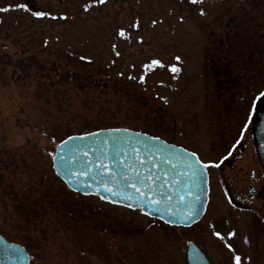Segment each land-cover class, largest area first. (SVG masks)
<instances>
[{
  "label": "rangeland",
  "instance_id": "rangeland-1",
  "mask_svg": "<svg viewBox=\"0 0 264 264\" xmlns=\"http://www.w3.org/2000/svg\"><path fill=\"white\" fill-rule=\"evenodd\" d=\"M17 3L29 11H0V235L24 246L30 264H187L191 241L211 264L236 256L264 264V198L250 212L229 207L251 169H210L207 211L185 229L76 194L52 168L59 140L108 128L219 161L222 125L241 123L264 91V0H0V8ZM252 152L250 139L243 156Z\"/></svg>",
  "mask_w": 264,
  "mask_h": 264
},
{
  "label": "water",
  "instance_id": "water-1",
  "mask_svg": "<svg viewBox=\"0 0 264 264\" xmlns=\"http://www.w3.org/2000/svg\"><path fill=\"white\" fill-rule=\"evenodd\" d=\"M252 124L254 150L264 166V97L255 103ZM192 154L148 134L114 128L66 138L55 147L52 164L74 193L189 228L202 219L209 200L207 165ZM186 262L211 264L194 242ZM0 264H30V258L24 247L0 236Z\"/></svg>",
  "mask_w": 264,
  "mask_h": 264
},
{
  "label": "flooded vegetation",
  "instance_id": "flooded-vegetation-1",
  "mask_svg": "<svg viewBox=\"0 0 264 264\" xmlns=\"http://www.w3.org/2000/svg\"><path fill=\"white\" fill-rule=\"evenodd\" d=\"M254 106V104H253ZM249 114V110L241 121V123H234L233 119H229V123L222 125L219 130L220 135L222 136L223 147H228L226 152L222 154L219 161L217 162H205L208 164V173L210 169L218 170L223 174L225 169H234L236 166H239L241 170L244 168L251 169L247 173L246 182L244 179H239L237 185H233L234 189L229 197V207L235 209L238 212H250L254 204L264 198V184L260 185L259 178L257 177L258 173H262L264 176V167L261 164L260 160L257 158L256 153L252 152L248 157H244L245 147L250 144V139L252 141V110ZM245 125L247 127L245 128ZM244 161L250 162L246 166L242 165ZM253 165V167H249ZM256 166V167H255ZM231 170L226 172V177L229 179L231 175ZM210 180V173H209Z\"/></svg>",
  "mask_w": 264,
  "mask_h": 264
},
{
  "label": "snow or ice",
  "instance_id": "snow-or-ice-1",
  "mask_svg": "<svg viewBox=\"0 0 264 264\" xmlns=\"http://www.w3.org/2000/svg\"><path fill=\"white\" fill-rule=\"evenodd\" d=\"M98 2L103 3V0H98ZM191 2H192V3H196L197 0H191ZM12 8L20 9V10H24V11H29L28 5H27L26 3H17V4H15V5H9V6L6 7V8H0V11L6 12V11H9L10 9H12ZM85 10H87V6L85 7ZM201 14H203V10H201ZM32 15H33V16H36V17H43V16L46 15V13L43 12V11H39V12L33 11V12H32ZM153 23H155V21H153ZM133 26L135 27L136 25H133ZM119 35L123 36V35H124V31L121 30V31L119 32ZM176 59L179 60V57H176ZM151 63H152L153 65H160V66H163V65L161 64V62L158 61V60H153ZM172 71H173V72H176V71H178V69H176L175 67H172ZM260 97H264V91L260 92V93H259V97H257V98H260ZM246 127H247V125H245V128H246ZM192 155L194 156L195 154L193 153ZM198 163H200V162L198 161ZM209 163H211V162H209ZM205 166H206V165H205ZM216 235H217V236H220V233H216ZM229 247H230V246H229ZM235 260H236V264H240V257H239V256H236V257H235Z\"/></svg>",
  "mask_w": 264,
  "mask_h": 264
},
{
  "label": "trees",
  "instance_id": "trees-1",
  "mask_svg": "<svg viewBox=\"0 0 264 264\" xmlns=\"http://www.w3.org/2000/svg\"><path fill=\"white\" fill-rule=\"evenodd\" d=\"M67 136H69V135H67ZM64 138H65V137H64ZM64 138H63V139H64ZM59 141H61V140H59Z\"/></svg>",
  "mask_w": 264,
  "mask_h": 264
}]
</instances>
